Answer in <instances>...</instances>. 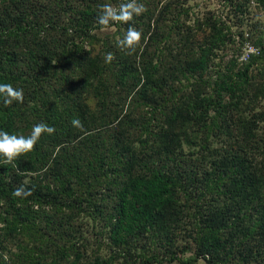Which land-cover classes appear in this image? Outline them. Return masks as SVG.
Listing matches in <instances>:
<instances>
[{
    "label": "trees",
    "instance_id": "obj_1",
    "mask_svg": "<svg viewBox=\"0 0 264 264\" xmlns=\"http://www.w3.org/2000/svg\"><path fill=\"white\" fill-rule=\"evenodd\" d=\"M122 2L0 0V82L24 90L22 103L0 101V128L27 135L33 124L44 122L55 129L42 133L32 151L11 162L0 156L5 219L16 231L50 207L86 210L101 217L100 232L116 258L131 256L138 246H152L146 254L137 253L147 264H191L199 258L206 264H236L233 252L240 242L251 236L264 241V140L253 130L256 122L245 123L244 114H237L233 127L221 116L239 109L251 67L264 60V0L233 4L235 10H245L242 23L257 48L244 60L238 58L243 40H230V26L219 16L212 19L208 40L185 65L187 73L210 89L191 85L185 100L173 104L162 148L142 155L134 151L132 135L134 128L150 127L135 120L139 116H134L133 104L144 105L141 98L159 91V69L144 56L138 64L140 44L122 54L118 40L99 35L121 23L99 24L102 7ZM246 2L262 11V20L249 16ZM109 52L113 58L106 61ZM129 95L132 106L125 107ZM87 96L93 98L92 105L83 101ZM74 118L81 121V131L72 125ZM100 125L108 127L103 136L96 132ZM221 135L232 138L233 144L214 158L218 172L212 184L197 170L202 172L211 137ZM82 153L85 163L79 162ZM22 185L32 189L30 195L14 194ZM179 243L183 251H192L191 258L173 248ZM81 251L72 243L64 244L60 253L64 259L73 256L66 264H81ZM111 259L96 263L109 264Z\"/></svg>",
    "mask_w": 264,
    "mask_h": 264
},
{
    "label": "rangeland",
    "instance_id": "obj_2",
    "mask_svg": "<svg viewBox=\"0 0 264 264\" xmlns=\"http://www.w3.org/2000/svg\"><path fill=\"white\" fill-rule=\"evenodd\" d=\"M236 1L138 0V3L144 5L145 11L139 16H134L131 21L104 28L102 33H99L102 38L107 37L111 40H118L119 43L127 33L129 26H134L141 32V38L138 42L140 47L137 52L138 64H140L143 56L144 61L150 58L152 62L158 64L159 72L156 82L161 85L159 91L156 93L150 92L144 99H140L146 104L137 106H135V103L133 104L134 116L137 114L139 116L135 120L140 125L145 123L150 127L147 131L134 128L135 132L132 136H135L136 139L133 140L132 145L136 153L142 155L143 153H151L154 148H162L163 131L169 122L173 104L185 100L191 85L196 86L198 84L202 90L210 89L209 85H203L195 75L187 73L185 65L187 60L196 54L199 45L208 40L212 27L211 22L215 16H219L224 24L230 26V31H228L230 40H243L239 60H244L247 52L254 46L252 39L247 38V27L243 26L242 23L245 21L243 18L247 14L245 10L241 13L234 9L233 4ZM246 4L249 7V16L257 21L262 20V11L255 7L252 2H246ZM114 7H117V5ZM94 47L99 49L101 42L94 44ZM120 47L122 54H128L129 47L121 45ZM250 73L251 77L239 109L226 112L221 117L230 119V124L233 127L237 114H244L247 117L245 123L250 125L256 122L252 124L253 130L264 140V60L255 62ZM61 99L64 104V97L59 98V100ZM129 99L130 95L126 96L125 107L129 104ZM83 101L91 105L94 103L91 96H87ZM68 102L70 101H66V103ZM129 105L132 106V104ZM80 109L82 110V108ZM80 112H77L76 116ZM102 123L103 119L98 122V124ZM191 127L196 129V127ZM107 128L106 125H100L96 132L102 135V132L106 131ZM78 129L82 130V128ZM180 130L179 137H183L182 127ZM222 131L219 129L217 132L222 133ZM99 135L96 138L97 140L100 137ZM140 137L145 138L146 141H140ZM169 138L167 137V141ZM77 142L78 138L75 140V144ZM71 143L69 142L66 147H72ZM232 144V138L225 135L211 137L209 151H205L204 160L202 163H200V160L197 162L201 164L202 172L200 169L197 170V173H202V176L206 177V181L214 184L213 178L216 177L218 172L216 165L218 159L215 160L214 158L224 150H230ZM183 146L187 148V145L183 144ZM59 147L62 146L53 148V156L58 152ZM199 147L200 151L204 149L201 143H198L196 148ZM81 149L83 151L84 148ZM72 151H75L74 148H72ZM84 158L82 153L79 162L85 163L87 159ZM53 171H58V169L55 168ZM44 180L51 181V178L44 177ZM198 188L201 189V187ZM226 195L228 193L223 194L224 197ZM5 216L6 209L0 201V264H43L50 260H54L56 264H66L73 256L70 255L64 259V257H61L60 250L64 248V244L70 245L72 243L79 245L82 250L81 264H97V259L110 260V257L112 259L109 264H147L137 253L140 250H143L145 254L152 251V246H138L137 252L129 257L120 256L116 258L117 256H112L114 253H112L110 246L100 232L101 217L99 215H89L86 210H69L65 208L59 210L50 207L36 214V218H30L27 223L29 225L19 226L16 231H11L12 225L8 224ZM251 237L240 242L235 252H233L235 253L234 262L236 264H264V241L259 240L258 237ZM141 243H144V241ZM181 244L174 245L173 248L182 250L180 254L183 258H191L193 256L192 251H183L184 248ZM160 252L163 253V250L161 249ZM151 264H178V262L163 261ZM191 264L206 263L199 258Z\"/></svg>",
    "mask_w": 264,
    "mask_h": 264
},
{
    "label": "clouds",
    "instance_id": "obj_3",
    "mask_svg": "<svg viewBox=\"0 0 264 264\" xmlns=\"http://www.w3.org/2000/svg\"><path fill=\"white\" fill-rule=\"evenodd\" d=\"M145 11L144 5L138 3V0H124L119 7H113L110 4H105L102 10L97 15V21L101 25H108L116 22H128L134 16H139ZM141 32L134 26H129L127 33L119 41L123 47H133L140 41ZM112 53H106V61H111ZM24 99V90L21 87H13L11 83L0 82V101L4 104H12L13 102L22 103ZM72 125L77 128H82L83 125L79 118H74L71 121ZM54 127L44 122L35 123L32 125L30 133L17 134L0 128V156L7 161H13L17 156L33 150L34 145L40 139L42 133H53ZM32 189L21 186L14 189L16 196H28Z\"/></svg>",
    "mask_w": 264,
    "mask_h": 264
},
{
    "label": "built area",
    "instance_id": "obj_4",
    "mask_svg": "<svg viewBox=\"0 0 264 264\" xmlns=\"http://www.w3.org/2000/svg\"><path fill=\"white\" fill-rule=\"evenodd\" d=\"M256 49H257L256 47H253V46H252L251 49H250L249 51H254V50H256ZM249 51H248V52H249ZM248 52H247V53H248ZM246 56H247V54H246Z\"/></svg>",
    "mask_w": 264,
    "mask_h": 264
}]
</instances>
